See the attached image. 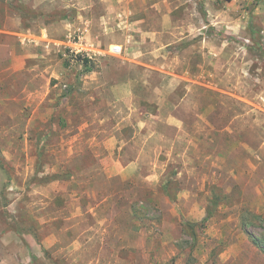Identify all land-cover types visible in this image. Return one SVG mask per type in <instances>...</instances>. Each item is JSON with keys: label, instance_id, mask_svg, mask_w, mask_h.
I'll return each mask as SVG.
<instances>
[{"label": "rangeland", "instance_id": "obj_1", "mask_svg": "<svg viewBox=\"0 0 264 264\" xmlns=\"http://www.w3.org/2000/svg\"><path fill=\"white\" fill-rule=\"evenodd\" d=\"M13 5L0 264H264V0Z\"/></svg>", "mask_w": 264, "mask_h": 264}, {"label": "trees", "instance_id": "obj_2", "mask_svg": "<svg viewBox=\"0 0 264 264\" xmlns=\"http://www.w3.org/2000/svg\"><path fill=\"white\" fill-rule=\"evenodd\" d=\"M14 1H16V0H12V1H10L9 3L7 2V5H8V7L9 8H11V9H13V10H16V11H19V9L16 7V6H14L13 5V3H14ZM4 1L3 0H0V3H3ZM65 15H63V12H60L59 13V16H60V18H62V17H64V16H66L67 15V13H64ZM58 14H55V15H52V17H47V19L49 18V19H51V18H59V16H57ZM62 16V17H61ZM66 18V17H65ZM76 60L77 61H80L83 65H85L86 66V64H88L89 63V60L88 59H86V58H81L80 57V55H78V56H76ZM40 154H39V158H40ZM39 164H40V161H39ZM68 177V175H65L64 176V178H67ZM59 179H61V177H60V175H52V176H50V177H46L45 178V180H46V182H52V181H55V180H59ZM169 185H170V183L168 182V183H166L165 185H164V187H163V191H164V193L165 194H167L168 195V187H169ZM227 201V197L225 196V195H223L222 193H221V191H219V190H214L212 193H211V197L209 198V205H208V208H207V211H206V219H208V218H211L213 215H214V213L216 212V210H217V208L221 205V204H223V203H225ZM133 213H134V215H135V217H138L137 216V212H138V208L137 207H133ZM245 217V216H244ZM243 217V219H242V226H243V228L244 229H246L248 226H249V223L247 222V220L245 219ZM14 222V221H13ZM14 225V227L17 229V230H19V231H28V232H30L31 234H32V236H33V238L38 242L39 241V239H38V236H37V233H36V231H35V229H34V226L31 224V225H23V224H19V223H16V222H14L13 223ZM190 229H191V234H190V236H191V238L193 239V240H195V238H196V235H195V233H194V230H193V225H191L190 227H189ZM255 243L257 244V245H259L257 242H256V240H255ZM263 252V254H264V251H262ZM46 254V253H45Z\"/></svg>", "mask_w": 264, "mask_h": 264}, {"label": "crops", "instance_id": "obj_3", "mask_svg": "<svg viewBox=\"0 0 264 264\" xmlns=\"http://www.w3.org/2000/svg\"><path fill=\"white\" fill-rule=\"evenodd\" d=\"M3 1L4 2H8V1H11V0H3ZM47 1H49V0H47ZM9 14H10L9 9L0 8V31L6 29L7 24L9 23L10 17H11ZM39 40H40V44L42 46H44V47H48L47 43L53 41V40H51L49 38V34H48V31H47L46 28H44L43 30H41V37L39 38ZM2 61H0V62H2L3 65H4L3 66V70L4 71H6V70L7 71L12 70V68H13L14 65H13V59H11V56H8V59H2Z\"/></svg>", "mask_w": 264, "mask_h": 264}, {"label": "built area", "instance_id": "obj_4", "mask_svg": "<svg viewBox=\"0 0 264 264\" xmlns=\"http://www.w3.org/2000/svg\"><path fill=\"white\" fill-rule=\"evenodd\" d=\"M110 52H111L112 54H120V53H121V47L116 46V45H113V46H111V48H110Z\"/></svg>", "mask_w": 264, "mask_h": 264}]
</instances>
